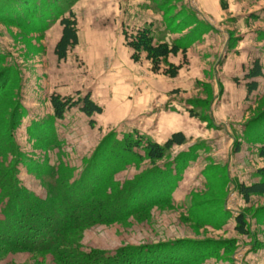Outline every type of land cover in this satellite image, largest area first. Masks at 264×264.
I'll return each instance as SVG.
<instances>
[{
	"label": "rangeland",
	"instance_id": "obj_1",
	"mask_svg": "<svg viewBox=\"0 0 264 264\" xmlns=\"http://www.w3.org/2000/svg\"><path fill=\"white\" fill-rule=\"evenodd\" d=\"M73 11L79 44L65 60L55 54L62 35L59 21L41 31L0 17V69H12L3 99L17 88L25 109L13 133L22 156L18 164L22 183L46 198L42 182L48 176L40 179L33 173L42 165L57 168L60 163L72 168L74 180L79 179L110 132L119 139L124 133L138 132L158 143L183 132L187 143L174 148L172 156L193 143L205 142L207 147L197 146L183 156L178 162L179 178L189 159L193 161L202 148L207 151L184 172L171 201L148 205L121 222L87 229L83 246L114 256L119 250L162 242L210 241L213 244L207 248L185 247H193L194 255L213 249L201 264H264V195H252L247 202L239 192L241 184L259 181L264 169V157L259 155L264 139L254 133H263L264 125H253V130L245 127L264 114V77L259 79V95L249 99H244L242 84L255 59L264 69V0H84L75 3ZM145 17L156 23V40L191 42L185 55L180 51L170 56L158 72L145 53L135 61L126 43L125 35L134 33ZM130 63L132 68L126 65ZM169 64L181 66L174 78L164 73ZM88 92L103 107L102 114L94 116L95 127L78 107L68 111L65 119L54 120L52 94L77 99ZM37 125L52 137L53 147L35 139L32 129ZM163 162L158 164L164 167ZM149 167L148 161L138 167L126 165L114 180L124 183ZM134 195L138 200L139 191ZM240 214L246 218L247 234L236 230ZM0 219L4 220L1 213ZM0 264L55 262L49 254L0 245Z\"/></svg>",
	"mask_w": 264,
	"mask_h": 264
},
{
	"label": "trees",
	"instance_id": "obj_2",
	"mask_svg": "<svg viewBox=\"0 0 264 264\" xmlns=\"http://www.w3.org/2000/svg\"><path fill=\"white\" fill-rule=\"evenodd\" d=\"M77 1L0 0V17L7 23L41 31H46L59 21L62 35L56 44L55 54L59 60H65L69 51L79 44L78 24L73 11ZM164 1L157 0L158 3ZM125 38L134 52L132 58L139 61L141 54L145 53L155 72L161 69L162 63L168 62L170 56H176L180 51L185 55L191 44L182 39L171 42L156 40L151 26L138 28L134 33L126 34ZM180 69V65L169 64L164 73L174 78ZM11 70L0 69V213L4 216V220L0 219L1 246L8 250L49 254L55 264H174L173 261L201 264L213 254V249H204L198 250L194 255V248L185 247L186 244H199L200 247L213 244L210 241L194 240H175L119 250L114 256L98 249L86 250L82 244V234L87 229L124 221L138 211L144 212L148 205L169 203L171 193L183 178L187 167L179 178L178 162L183 156L192 154L195 147L172 156L174 148L187 143L183 132L173 133L164 143H158L138 132L124 133L121 139L115 137V132H110L88 159L90 164L79 179L74 180L72 168L64 163H60L57 168L42 165L40 170H36L34 176L40 179L47 176L49 178L42 182L47 190V197L42 198L22 183L18 173L22 156L19 146L13 140V133L19 126L25 109L17 88L10 90L8 97L3 99L5 86L12 81L9 80ZM262 76L263 66L259 59H255L245 74L249 94L257 90V79ZM49 101L54 120L65 119L68 111L78 107L89 119V125L95 127L94 116L103 112V107L94 101L91 92L77 99L52 94ZM190 114L196 115L193 110ZM259 123L264 125V114L251 120L245 127L249 129ZM36 127L32 129L35 139L47 148L53 147L52 137L44 134L40 125ZM262 131L263 133L254 132L257 138L264 139V127ZM259 155L264 157V146L259 149ZM197 157L198 154L195 159ZM190 160L192 159L188 161ZM145 161L151 164V168L134 179L124 183L114 180V175L126 165L133 164L138 167ZM159 162H163L164 167ZM106 168L110 169L109 174H106ZM259 175V181L239 186V192L247 202L252 195H264V169ZM138 191L140 196L137 200L134 194ZM141 201L143 204L136 207V202ZM236 230L240 234L248 232L243 214L236 217Z\"/></svg>",
	"mask_w": 264,
	"mask_h": 264
},
{
	"label": "crops",
	"instance_id": "obj_3",
	"mask_svg": "<svg viewBox=\"0 0 264 264\" xmlns=\"http://www.w3.org/2000/svg\"><path fill=\"white\" fill-rule=\"evenodd\" d=\"M82 1H84V0H78L76 3H79V2H82ZM152 19H153V18H150V17H149V19H148V17L140 18V20L138 21L139 23L137 24V29H138V28H144V27H146V26H151L152 29L156 28V25H154L155 21H153ZM155 24H156V23H155ZM159 40H164V39H159ZM175 40H180V38H177V39H175ZM260 63L262 64L261 61H260ZM126 65H127V66H130V68H132V63H130V64H126ZM262 66H263V64H262ZM246 73H247V72H246ZM262 77H264V69H263V76H262ZM262 77H261V78H262ZM259 79H260V78L257 79V81H258V88H257V90L253 91L251 94H249L248 91H247V83H248V80H245V81L242 83V84H243V87H244V93H245V95H244V99H249V98L252 97V96H257V95H259V93H258V90H259V88H260V81H259ZM97 115H98V114H97ZM192 146H194V147H197V146L207 147L206 144H205V142L193 143L190 147H192ZM190 147H189V148H190ZM188 150H189V149H187V150H183V151H188ZM202 151H203V152H204V151H207V149L203 150V148H202V149L199 151L197 159L193 160V161H194V164H197L198 159L200 158V154H201ZM207 159H209V157H208ZM193 161H192V160L189 161V162H190L189 165H187V167H186L185 170H184L185 174H187V170H188V168L191 166V164L193 163ZM183 175H184V173H183Z\"/></svg>",
	"mask_w": 264,
	"mask_h": 264
}]
</instances>
